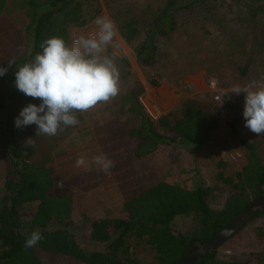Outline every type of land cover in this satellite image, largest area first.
Returning <instances> with one entry per match:
<instances>
[{
  "label": "trees",
  "instance_id": "1",
  "mask_svg": "<svg viewBox=\"0 0 264 264\" xmlns=\"http://www.w3.org/2000/svg\"><path fill=\"white\" fill-rule=\"evenodd\" d=\"M248 1L264 3V0ZM96 2L0 0V28L8 27L3 31L5 35H0V67L8 68L0 77V117L3 119L0 122V157L4 163L0 188V264H139L128 256L130 239L142 241L149 247L154 254V264H177L190 245L217 234L264 192V166L255 144L247 141L240 142L246 153V164L240 173L225 179L231 193L219 210L209 207V190L204 186L181 187L162 181L146 164L155 150L160 146L173 147L175 143L203 148L218 123L192 100L185 102L179 118L173 120V114L169 113L152 119L140 102L144 90L134 76L132 89L124 94L118 107L117 118L94 128L98 144L108 149L104 150L105 155L114 165L107 173L98 170L90 176H78L71 182L74 190L57 189V179L51 169L33 164V151L15 144L8 116L15 115L18 103L38 101L17 90L15 71L42 51L40 45L47 38L58 36L69 45L70 29L87 23L84 8ZM175 5L169 0L160 19ZM168 30L157 23L154 28L151 26L143 31V38L132 24H125L118 30L151 87L158 85L146 73L157 61L155 40L158 36L164 37ZM10 41L21 43L23 52L9 45ZM108 176L123 191L124 217L91 220L88 240L104 246V251L87 253L70 232L74 224L73 193L93 191ZM31 204H35V211L26 221L22 209ZM189 216L193 228L185 234L172 229L177 217ZM258 218H264V212L255 219ZM35 230L40 231L43 239L33 248H25L26 238ZM252 233L256 242L264 247V227H255ZM193 264H264V250L248 253L243 261L222 260L214 250Z\"/></svg>",
  "mask_w": 264,
  "mask_h": 264
},
{
  "label": "rangeland",
  "instance_id": "2",
  "mask_svg": "<svg viewBox=\"0 0 264 264\" xmlns=\"http://www.w3.org/2000/svg\"><path fill=\"white\" fill-rule=\"evenodd\" d=\"M96 1L84 8L87 23L82 27L71 28L69 35L72 39L74 36L92 34L89 25L99 16H106L115 23L118 35L105 54L115 53V63L120 72L118 95L86 112H77L79 125L63 128L55 136H36L35 125L16 128L14 118L31 102L18 103L15 115L8 116L15 134V144L24 148V141L33 138L34 146L26 148L33 151L31 162L51 169L57 182L62 181L63 187L74 190L71 182L78 176H90L98 171L93 158L105 155L104 150L107 152L108 149L100 147L94 128L117 118L118 107L124 94L132 89L134 76L144 93L145 88L175 92V105L164 114L149 111L146 105L151 102V97L143 93L140 102L152 119L169 113L173 114V120L179 118L185 102L192 100L217 121V129L211 133L203 148L179 143H175L174 148L160 146L146 164L164 182L181 187L204 186L209 190V207L219 210L231 193L225 185V179L240 173L246 164V153L241 141L255 144L257 156L264 166V135L254 134L244 127L245 94L236 95L231 90L234 84L264 81V3L248 0H173L176 5L168 10L166 17L160 19L169 0ZM157 23L169 30L164 37L158 36L155 40L157 61L146 73L158 85L151 87L118 30L125 24H132L140 30V37L143 38V31L151 26L154 28ZM7 28H0L1 36L5 35L3 31ZM9 45L23 52L21 43L10 41ZM40 102L38 99L36 104ZM78 156L85 158V166H75ZM3 177L4 163L0 157V188ZM96 188L73 193L74 224L70 232L87 253L104 251V246L88 240L91 220L124 217V194L119 184L108 176ZM22 211L25 220L29 221L35 211V204L24 206ZM255 227H264V218L254 219L246 229L233 236L235 238L232 237L227 245L218 248V257L226 261H243L247 259L248 253L264 250L253 238ZM191 228V216L177 217L172 223V229L180 234H185ZM153 255L142 241L129 240L128 256L131 259L139 264H154Z\"/></svg>",
  "mask_w": 264,
  "mask_h": 264
},
{
  "label": "clouds",
  "instance_id": "3",
  "mask_svg": "<svg viewBox=\"0 0 264 264\" xmlns=\"http://www.w3.org/2000/svg\"><path fill=\"white\" fill-rule=\"evenodd\" d=\"M95 34L79 35L71 45L58 36L47 38L40 45L42 51L33 60L15 71V87L27 97L41 102L28 103L17 117L15 127L36 126V136H55L66 127L79 125L77 112H86L100 102H107L119 93L120 72L115 53L105 54L117 35L115 23L106 16L94 20ZM11 67V62L8 63ZM8 71L0 67V77ZM232 93H244V127L254 134L264 135V81L254 80L246 85H232ZM34 146L33 138L23 147ZM98 170L107 173L114 165L106 155L93 158ZM78 156L76 167L85 166ZM56 187L62 189L63 182ZM43 239L39 230L31 232L24 247L33 248Z\"/></svg>",
  "mask_w": 264,
  "mask_h": 264
},
{
  "label": "water",
  "instance_id": "4",
  "mask_svg": "<svg viewBox=\"0 0 264 264\" xmlns=\"http://www.w3.org/2000/svg\"><path fill=\"white\" fill-rule=\"evenodd\" d=\"M261 212H264V192L261 196L252 200L245 209L234 217L217 234L204 242H197L190 245L188 251L177 264H193L202 259L206 253L217 250L247 224L254 220Z\"/></svg>",
  "mask_w": 264,
  "mask_h": 264
},
{
  "label": "crops",
  "instance_id": "5",
  "mask_svg": "<svg viewBox=\"0 0 264 264\" xmlns=\"http://www.w3.org/2000/svg\"><path fill=\"white\" fill-rule=\"evenodd\" d=\"M144 94L151 97V102L147 103L146 108L152 113L159 114L160 112L161 114H164V112L169 110L171 106L175 105V92L169 89L153 91L151 88H145Z\"/></svg>",
  "mask_w": 264,
  "mask_h": 264
},
{
  "label": "built area",
  "instance_id": "6",
  "mask_svg": "<svg viewBox=\"0 0 264 264\" xmlns=\"http://www.w3.org/2000/svg\"><path fill=\"white\" fill-rule=\"evenodd\" d=\"M89 28H90V30H91V33L92 34H95V32L98 30L97 29V26L94 24V21L89 25ZM118 35V34H117ZM77 36H74V37H72V39H70L71 40V44L73 43V41H74V39L76 38ZM115 39V38H114ZM114 42V41H113Z\"/></svg>",
  "mask_w": 264,
  "mask_h": 264
}]
</instances>
